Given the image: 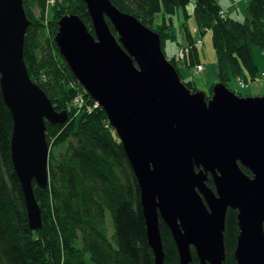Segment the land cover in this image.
I'll return each mask as SVG.
<instances>
[{"label": "water", "instance_id": "water-1", "mask_svg": "<svg viewBox=\"0 0 264 264\" xmlns=\"http://www.w3.org/2000/svg\"><path fill=\"white\" fill-rule=\"evenodd\" d=\"M83 1L93 33L79 16L66 15L55 43L121 140L155 264L165 259L160 219L180 264H194L193 250L200 264H223L230 209L237 211V264H264V96L240 97L222 83L210 99L191 91L158 33L110 0ZM30 25L24 0H0V87L14 122L12 160L29 227L38 231L43 220L33 183L48 187L47 123L64 125L69 116L30 77L24 55Z\"/></svg>", "mask_w": 264, "mask_h": 264}, {"label": "trees", "instance_id": "trees-1", "mask_svg": "<svg viewBox=\"0 0 264 264\" xmlns=\"http://www.w3.org/2000/svg\"><path fill=\"white\" fill-rule=\"evenodd\" d=\"M49 1L24 0L31 21L25 37V62L31 79L48 95L56 111L67 112L69 119L64 125L47 123L49 182L45 189L33 183L43 220V227L33 231L12 160L14 122L0 87V264H155L140 187L121 140L55 43L59 21L66 15L79 16L93 33L87 4L83 0H54L47 20ZM110 1L158 33L163 47L170 39L177 42L178 53L169 60L191 91H199L190 80L192 73L207 70L210 75L206 69L210 64L203 62L198 50L207 35L211 37L218 77L213 82V74L209 76L213 86L205 92L207 99L217 83L231 89L233 82L244 89L240 84L247 88L264 81V70L256 57L260 48L264 58V0H244L232 9L220 0ZM181 9L184 21L180 42L174 17L182 21ZM243 9L247 12L244 20L234 18L235 12ZM157 15L163 16L162 24L156 25ZM193 16L196 24L188 28L187 19ZM231 90L244 97L240 91ZM78 97L81 101L75 102ZM243 170L251 175L248 169ZM208 185L214 189L212 177ZM159 225L164 264H180L169 227L162 219ZM238 233L237 211L230 209L223 264H237L234 254ZM192 256L194 264H200L194 250Z\"/></svg>", "mask_w": 264, "mask_h": 264}, {"label": "rangeland", "instance_id": "rangeland-1", "mask_svg": "<svg viewBox=\"0 0 264 264\" xmlns=\"http://www.w3.org/2000/svg\"><path fill=\"white\" fill-rule=\"evenodd\" d=\"M235 1H236V3L238 5L241 6L243 4L244 0H235ZM235 1L226 0L228 6H225V7H230V8H227V9H232L233 7L236 6ZM53 3H54V0H50L49 1V5L47 7V13H46L47 20H50V18H51V9L50 8L54 5ZM189 9H190L189 11L191 12L193 10V6H190ZM180 13H181L182 21H179L177 17H174V22H175V25H176L175 32H176V34L179 35V39L178 40L181 42L182 38H181L180 27L182 26V23L184 21L183 20L184 19V17H183L184 12L182 11V9H181ZM235 13H236L235 14L236 16L234 15V18L239 19V20H244L245 16L247 15L246 10H244V9L242 11H238V13L237 12H235ZM191 14H192V12H191ZM187 20H188V22H187V27L188 28L193 27L196 24L194 16L192 18H190V19H187ZM162 22H163V16L157 15L156 16V22H155V23H157L156 25L162 24ZM166 44H167V47H166ZM166 44H165V47H164L165 53H166L168 59H172V58H174L177 55L176 52L178 53V44H177V42L175 40H171V39L168 40V42ZM257 49L258 50H256V57L259 60V63L261 65H263L264 64V58H263V56L261 54V49L260 48H257ZM198 50H199V53L201 55V59L203 60V62L205 64H208V62H210L211 60L215 59V57L211 54V51H214V50L212 49L211 37H209L208 35L206 36V38L204 40V44L201 45L198 48ZM206 69H208V67H206ZM190 70L192 71V68H190ZM263 70H264V67H263L262 71ZM262 71H260V75H261ZM185 77H187L186 74H185ZM190 80H193L196 83L197 89L199 91H202V92L209 93L210 89L213 86L212 85L213 83L209 80V76H208L207 70H205V72L198 73V74L192 73V77L190 78ZM261 80H262V77H260V81ZM230 87H231V89H233V90H235L237 92L240 91L242 96H244V97L245 96L246 97H248V96L249 97H258V96L261 97V96H264L263 92H258L257 93V94H262V95H255L254 93H252V95H246V92L248 90H251V91L255 92L256 85L252 86V84H249V86L247 88L240 89V88H238L239 87L238 84H235V83L232 82L230 84ZM79 101H81L80 97H78L75 100V102H79Z\"/></svg>", "mask_w": 264, "mask_h": 264}, {"label": "crops", "instance_id": "crops-1", "mask_svg": "<svg viewBox=\"0 0 264 264\" xmlns=\"http://www.w3.org/2000/svg\"><path fill=\"white\" fill-rule=\"evenodd\" d=\"M221 1V0H220ZM233 1H235V0H233ZM221 3L224 5V6H228V4H227V2H226V0H222L221 1ZM235 4H236V1H235ZM166 47H167V44H166ZM176 54H177V52H176ZM175 54V55H176ZM258 63H259V60L257 61ZM208 64H210V65H208V70H210V75L211 74H213V77H212V75H211V78L212 79H215V81H213V82H217V65H216V61H213V60H211ZM207 65V64H206ZM259 65H260V67H261V69H263V67H264V64L263 65H261L260 63H259ZM209 75V76H210ZM256 89H255V92H253V91H251V90H248L247 92H246V95H252V93H254L255 95H262V94H257L258 92H263V94H264V81L263 82H260L259 83V85H257L256 87H255Z\"/></svg>", "mask_w": 264, "mask_h": 264}, {"label": "built area", "instance_id": "built-area-1", "mask_svg": "<svg viewBox=\"0 0 264 264\" xmlns=\"http://www.w3.org/2000/svg\"><path fill=\"white\" fill-rule=\"evenodd\" d=\"M182 56H183V55L181 54L180 57H182ZM198 69H199V70H202V67H199ZM240 87H241V88H246V86H245L244 84H240ZM96 104H97V103H96ZM96 106L99 107L98 104H97Z\"/></svg>", "mask_w": 264, "mask_h": 264}]
</instances>
